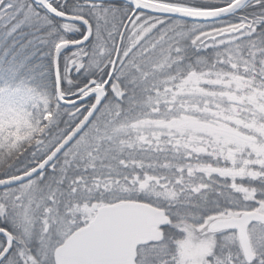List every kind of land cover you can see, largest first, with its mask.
I'll return each instance as SVG.
<instances>
[{"label": "snow or ice", "instance_id": "1", "mask_svg": "<svg viewBox=\"0 0 264 264\" xmlns=\"http://www.w3.org/2000/svg\"><path fill=\"white\" fill-rule=\"evenodd\" d=\"M0 264H264V0H0Z\"/></svg>", "mask_w": 264, "mask_h": 264}]
</instances>
